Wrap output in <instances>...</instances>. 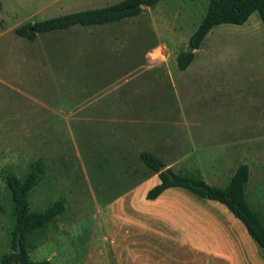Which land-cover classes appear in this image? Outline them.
Listing matches in <instances>:
<instances>
[{
  "label": "rangeland",
  "instance_id": "374dc122",
  "mask_svg": "<svg viewBox=\"0 0 264 264\" xmlns=\"http://www.w3.org/2000/svg\"><path fill=\"white\" fill-rule=\"evenodd\" d=\"M120 1L0 0V256L13 252L15 224L3 176L22 177L38 159L48 173L31 193V211L64 197L63 225L73 226L61 232L58 223L47 232L57 260L81 250L102 223L115 240L117 216L134 215L129 201L119 211L118 197L139 188L144 204L145 186L156 174L143 164V151L158 153L176 171L208 173L210 163L220 164L228 168L221 171L223 184L248 164L249 200L264 218V25L258 12L242 26L215 27L186 71L177 59L210 0H162L136 17L40 34L35 41L15 33L26 23ZM191 137L202 148L198 155L181 150ZM166 225L169 232L165 224L163 231L176 237V228Z\"/></svg>",
  "mask_w": 264,
  "mask_h": 264
},
{
  "label": "crops",
  "instance_id": "0c3cea01",
  "mask_svg": "<svg viewBox=\"0 0 264 264\" xmlns=\"http://www.w3.org/2000/svg\"><path fill=\"white\" fill-rule=\"evenodd\" d=\"M102 7L107 6L96 8ZM111 24L113 23L106 25ZM183 141L182 152L188 149L192 155H198L202 149L198 147L195 138L191 137L190 140ZM217 149L214 148L217 154L212 153L215 157L220 155ZM155 154L160 157L158 153ZM210 166L208 173H203L198 167L175 171L200 172L208 184L226 187L234 173L229 181L223 184L221 171L224 167L214 162L210 163ZM168 167L172 168V166ZM224 169L228 170V168ZM155 177V180L147 181L145 191L149 192L159 184L158 175ZM249 187L247 201L264 221L260 211L253 208L250 203ZM138 190L139 188L132 189L115 200L116 204H120L119 211L125 208L127 201L134 208V215L121 213L117 216L113 232L115 240L109 237L112 235L111 229L107 228L106 223H102L100 225L102 230L92 231L90 237L84 240L86 245H83L81 250L66 251L60 260L53 258L54 241L49 235L43 243L29 246L30 256L41 259L38 261H49L50 264H264V250L251 238L244 223L224 204L203 199L182 188L168 189L159 198L145 199L142 204L138 200ZM65 213H68L67 210ZM64 219H66L65 214L58 216L51 223L52 225L50 224L49 229H55L54 224L58 223L61 224L63 230L61 232L71 229L73 226L63 225L67 224ZM162 224H165L167 231L166 224L175 227L176 237L171 238L169 231L164 232ZM125 230H127L126 234L123 232ZM80 240H83L81 235L72 242L79 243Z\"/></svg>",
  "mask_w": 264,
  "mask_h": 264
},
{
  "label": "trees",
  "instance_id": "16d2710c",
  "mask_svg": "<svg viewBox=\"0 0 264 264\" xmlns=\"http://www.w3.org/2000/svg\"><path fill=\"white\" fill-rule=\"evenodd\" d=\"M141 0H123L111 6L73 12L46 20L26 23L15 30L17 36L35 41L40 34L65 31L76 26L92 27L119 22L140 15L143 7L138 6ZM146 7H153L162 0H145ZM258 12L264 25V0H210L203 21L190 38L189 46L195 52L201 48L209 33L221 25L242 26L253 13ZM195 52L181 53L177 59L178 68L186 71L195 59ZM143 164L158 175L159 184L147 193V200L159 198L171 188L186 189L195 195L218 201L224 204L231 213L246 226L251 238L264 250V221L247 201V191L251 181V170L248 164H241L224 187L208 184L200 172H176L152 151L140 154ZM48 173L47 164L38 159L30 164L24 176L14 173L3 176L6 190L9 193L15 221L11 232L13 252L0 256V264H50L49 261H35L29 254L30 245H39L48 239L50 224L66 212L67 199L62 197L44 211L32 212L30 197L33 190L39 187ZM21 251L17 252L18 244Z\"/></svg>",
  "mask_w": 264,
  "mask_h": 264
},
{
  "label": "water",
  "instance_id": "95a60500",
  "mask_svg": "<svg viewBox=\"0 0 264 264\" xmlns=\"http://www.w3.org/2000/svg\"><path fill=\"white\" fill-rule=\"evenodd\" d=\"M138 6H141V7H146V1L145 0H141L139 3H138ZM187 53H193L195 52V50L192 48V47H188V49L186 50ZM21 251V244L19 243L18 244V247H17V252H20Z\"/></svg>",
  "mask_w": 264,
  "mask_h": 264
}]
</instances>
